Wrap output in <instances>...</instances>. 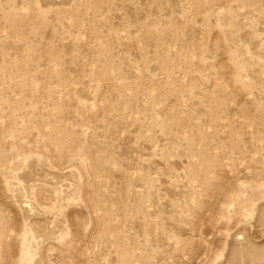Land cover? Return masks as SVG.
I'll return each instance as SVG.
<instances>
[{
  "label": "rangeland",
  "instance_id": "1",
  "mask_svg": "<svg viewBox=\"0 0 264 264\" xmlns=\"http://www.w3.org/2000/svg\"><path fill=\"white\" fill-rule=\"evenodd\" d=\"M0 264H264V0H0Z\"/></svg>",
  "mask_w": 264,
  "mask_h": 264
}]
</instances>
